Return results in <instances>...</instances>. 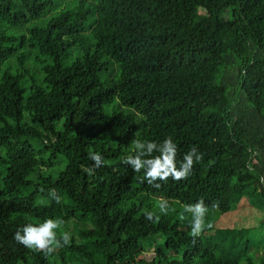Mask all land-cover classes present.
Masks as SVG:
<instances>
[{"label": "trees", "instance_id": "obj_1", "mask_svg": "<svg viewBox=\"0 0 264 264\" xmlns=\"http://www.w3.org/2000/svg\"><path fill=\"white\" fill-rule=\"evenodd\" d=\"M169 136L177 167L203 154L187 179L124 163ZM245 199L264 227V0H0V264H264L251 227L217 225ZM47 218L69 244L14 240Z\"/></svg>", "mask_w": 264, "mask_h": 264}, {"label": "clouds", "instance_id": "obj_2", "mask_svg": "<svg viewBox=\"0 0 264 264\" xmlns=\"http://www.w3.org/2000/svg\"><path fill=\"white\" fill-rule=\"evenodd\" d=\"M132 145L135 154L126 156L124 163L129 165L134 172H140L143 169L144 180L152 185H155L158 180L167 181L169 177L175 181L187 179L194 164L203 160V154L198 152L196 146H192L183 155L179 167H177V145L170 136L159 144L154 141L133 139ZM154 152L159 154L153 155ZM88 156L93 162V166L85 168V171L92 175L95 168L102 166L104 160L103 156L97 152H89ZM49 195L57 203H60L61 197L55 189H50ZM157 207L161 214L166 215L169 210V203L167 200L161 199L158 201ZM212 207L216 208L218 205L213 204ZM184 212L192 215L190 235L193 238L200 236L206 228L212 227L210 223L206 224L205 217L208 208L202 199L195 204L185 205ZM144 215L149 221H152L154 216L156 220L159 219V216L152 211H145ZM183 218L182 215L181 219ZM63 224L64 221L60 218H47L42 222L27 223L15 232L14 240L28 249L51 255L57 249L70 243L71 237L68 232L61 231L58 233L57 231L62 228Z\"/></svg>", "mask_w": 264, "mask_h": 264}, {"label": "rangeland", "instance_id": "obj_3", "mask_svg": "<svg viewBox=\"0 0 264 264\" xmlns=\"http://www.w3.org/2000/svg\"><path fill=\"white\" fill-rule=\"evenodd\" d=\"M245 200H243L242 204L238 207V209L220 215L217 218V225L220 227H229L236 225L251 227L254 233L255 243L264 245V227H259L261 211L255 207H249L247 205L244 207V205L247 203V200ZM152 251L153 249L151 248L149 252ZM259 254H263L262 249Z\"/></svg>", "mask_w": 264, "mask_h": 264}]
</instances>
